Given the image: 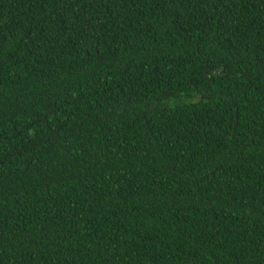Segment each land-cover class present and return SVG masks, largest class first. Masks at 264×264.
<instances>
[{
    "label": "trees",
    "instance_id": "obj_1",
    "mask_svg": "<svg viewBox=\"0 0 264 264\" xmlns=\"http://www.w3.org/2000/svg\"><path fill=\"white\" fill-rule=\"evenodd\" d=\"M0 264H264V0H0Z\"/></svg>",
    "mask_w": 264,
    "mask_h": 264
}]
</instances>
